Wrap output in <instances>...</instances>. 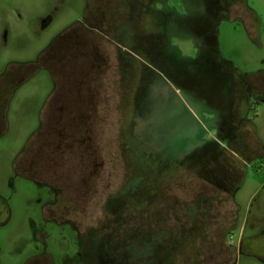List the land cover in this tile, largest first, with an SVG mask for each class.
I'll use <instances>...</instances> for the list:
<instances>
[{"label":"rangeland","instance_id":"374dc122","mask_svg":"<svg viewBox=\"0 0 264 264\" xmlns=\"http://www.w3.org/2000/svg\"><path fill=\"white\" fill-rule=\"evenodd\" d=\"M143 1L0 0V264H264V0Z\"/></svg>","mask_w":264,"mask_h":264},{"label":"flooded vegetation","instance_id":"af4514ba","mask_svg":"<svg viewBox=\"0 0 264 264\" xmlns=\"http://www.w3.org/2000/svg\"><path fill=\"white\" fill-rule=\"evenodd\" d=\"M143 0H136V2L138 3V2H142ZM144 2V1H143ZM119 3H123L124 5H125V7L127 8H130V6H131V4H132V0H118V2H117V5L119 4ZM116 7V6H115ZM117 8H119L118 6H117ZM228 11H230V9L228 8L227 9ZM101 11L102 10H100L99 11V13H95V14H93L92 16H88L87 18L88 19H90V20H92L93 19V25H91V27H92V30L97 34V36H98V39H99V41H100V45L101 46H113L114 45V43H111V42H109L108 44H105L103 41H105L106 39H103L102 38V36L104 35L103 34V32H101V27H100V20L103 18V16H102V14H101ZM95 12H97V11H95ZM89 15H91V14H89ZM102 22V21H101ZM103 34V35H102ZM109 39V38H108ZM103 40V41H102ZM89 45L90 46H93L94 44H93V42H90L89 43ZM21 175H23L24 177H28V178H30V179H33L34 180V178H32V177H29V176H26V175H24L23 173H21ZM222 179H229V178H232L233 179V176H232V173L231 172H229V171H225L223 174H222ZM217 178V177H216ZM35 181V180H34ZM36 182V181H35ZM224 185V184H223ZM230 185H232V183L231 184H229V185H226V186H229L230 187ZM225 186V187H226ZM222 189H223V186H222ZM225 189H227V187L225 188ZM50 190V189H49ZM50 196H51V190H50V194H49ZM48 201V200H47ZM47 204V203H46ZM9 211V209H8V205H7V202L4 200V198L3 197H1L0 196V216H2L3 214H5L6 212H8ZM1 224H3V223H0V225Z\"/></svg>","mask_w":264,"mask_h":264}]
</instances>
